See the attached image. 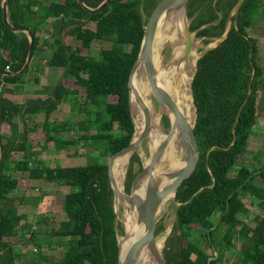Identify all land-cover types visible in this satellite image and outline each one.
I'll return each mask as SVG.
<instances>
[{
    "label": "trees",
    "instance_id": "obj_1",
    "mask_svg": "<svg viewBox=\"0 0 264 264\" xmlns=\"http://www.w3.org/2000/svg\"><path fill=\"white\" fill-rule=\"evenodd\" d=\"M104 1L83 0L91 8ZM162 1L112 0L103 11L90 13L78 0H8L10 25L26 28L34 36L32 59L42 45V36L51 32L53 55L47 66L60 71L61 76L46 99H28L20 104L4 97L3 89L22 84L30 65L20 76L0 75V141L4 150L0 161V264H19L16 252L25 239L21 229L26 215L18 213L19 202L14 203L10 196L20 189L22 179L69 188L60 213L68 228L47 235L64 239L55 243L65 253L52 264H119L117 230L121 235L124 231L119 223L116 225L109 162L101 161L99 148H104L110 159L133 140L130 75L149 18ZM3 2L0 0V71L17 72L26 62L30 40L26 33L14 32L6 23ZM237 2L188 0L191 31L206 43L222 37ZM263 6L264 0H246L228 37L202 58L200 51L195 55L197 71L192 89L196 123L192 100L191 109L199 162L175 197L179 204L177 218L163 251L167 264H219L223 244L232 246L235 241L241 264H264V164L255 169L241 166L233 174L252 142L261 115L264 65L259 63L258 41L248 30ZM91 23L95 28L88 27ZM68 39L80 45H72ZM94 43L102 44L97 56L90 53ZM63 104H69L84 118L52 120ZM40 115L42 122L37 121ZM83 144L96 150L88 154L86 165L32 164L38 149L41 153L49 149L78 150ZM122 158L112 166L117 184ZM136 164L140 166L138 172ZM142 170L138 153H133L125 181V193L131 199L148 186L143 177L131 194ZM256 179L262 186L254 183ZM245 194L258 200L262 212L253 223L246 220L252 212L243 199ZM47 210H40V225L58 222L57 216ZM162 230L159 226L155 235ZM30 241L39 247L52 246L46 235L40 239L35 232ZM203 241L217 256L202 248Z\"/></svg>",
    "mask_w": 264,
    "mask_h": 264
},
{
    "label": "bare ground",
    "instance_id": "obj_2",
    "mask_svg": "<svg viewBox=\"0 0 264 264\" xmlns=\"http://www.w3.org/2000/svg\"><path fill=\"white\" fill-rule=\"evenodd\" d=\"M189 23L187 12L184 8L179 11L176 10L163 14L157 25L152 55L159 86L167 92L176 104L186 123L189 126H193L194 116L191 109V82L196 71L195 54L199 53L202 43L201 40L195 38L192 52L186 59H182V54L186 48V30ZM133 86L138 93L132 92V111L136 125L135 139L140 136L145 127L144 109L149 111L153 126L147 139V147L150 152L149 158L143 146L137 150L143 157L145 166H150L154 154L165 141L167 135L172 132L171 140L163 156L153 167L151 174L145 176L148 185L147 188L136 198L140 203L145 202L148 187L152 180L157 197L160 200L156 214L157 222L158 216L175 199V190L174 188L172 189L175 178L170 177V175L186 169L188 147L183 140L181 126L175 112L156 101L149 86L145 67L142 62L137 69ZM165 116L169 118L172 124L169 133L165 131L166 127L164 128L163 126ZM132 154H125L122 158L121 184H119L116 190L117 201H121L122 194H125V181ZM117 206H122V203L118 202ZM118 212L119 220L124 226V232L127 231L131 236L133 234L144 233L141 205L132 204L128 212V218L123 210H119ZM168 233L166 232L161 238L156 239L153 248H150L148 245H143L135 264H160L155 254L160 255L164 251L163 248L168 238ZM121 239L123 241L124 237Z\"/></svg>",
    "mask_w": 264,
    "mask_h": 264
},
{
    "label": "rangeland",
    "instance_id": "obj_3",
    "mask_svg": "<svg viewBox=\"0 0 264 264\" xmlns=\"http://www.w3.org/2000/svg\"><path fill=\"white\" fill-rule=\"evenodd\" d=\"M189 22L191 23L190 19H189ZM88 27L95 28V24L91 23L88 25ZM248 33L250 37L255 38L258 41L259 48H260L259 63H262L264 65V9L262 10L259 16L255 17L254 26L248 30ZM50 34L51 32H48L47 34L42 36V45L36 51L33 60H31L32 62L30 65V70L24 76V79H23L25 81H23L22 84H18V85H6L3 89L4 97L12 100L13 102L19 103L20 99H23L22 96L30 92L31 88H27V86L29 85L34 86L35 83H33L32 81H34L35 78L37 79V81L39 78L43 82V88H44L43 94L45 95L47 94L48 96L51 94L54 86L56 85L57 80L61 76V72L51 70L47 66L48 61L51 59L53 55V51L51 47L52 38ZM196 38L201 40V43H202L199 49L200 55L204 50L213 49L217 47L220 43V40L217 38L210 40L209 43L205 42L206 41L205 38H198L197 36ZM68 41L72 45H77V46L80 45V42H76L74 40L72 41V39H68ZM43 42H47L46 46L43 44ZM101 48H102L101 43H94L90 53L94 56H97ZM16 94H18V96H15ZM40 118L41 119L39 121L42 122L44 120L43 116L41 115ZM83 118L84 117L80 115L79 113L75 112L69 104L61 105L59 110L56 111V113H54L51 116V119L56 120V121H65V120L76 121V120H80ZM163 126L164 128L166 127L165 131L169 133L170 127H172V124L169 121V118L167 116H165L163 120ZM251 139H252V142L248 146L246 154L240 157L236 167L233 169V174L237 173L238 168H240L241 166H247L251 169H255V168L261 167L262 164H264V97L261 102V115L258 118L257 125L253 131ZM142 146L144 147L146 155H148L147 157L149 158L150 152L147 147V140L143 143ZM37 151H40V150L38 149ZM95 151L96 150L94 149L93 145L83 144V145H80L78 150H65L60 153H58L57 151H54V152H47L44 155H35L36 159L32 160L33 162L32 164L34 167L35 166H49L51 163H58L62 167H73V166L86 165L87 160H88V157H87L88 154L95 153ZM99 151L102 154L101 161L106 162L108 160V162L110 163L112 157L108 159L109 156H108V153H106L105 149L99 148ZM136 153H138L142 161V166L144 167L145 164H144L143 157L139 154V152H136ZM135 169L138 172L140 170V166L136 164ZM254 183L257 186H262V183L258 179H256ZM119 184H121V181L118 182L117 187L119 186ZM52 185H54L55 187H58V189L56 188L57 192H56V197L53 202V205L50 206L53 209V212H54L53 214L57 216L58 222L57 223L46 222L42 226H38V229L34 228L33 224L26 226L25 232L28 235V238H27L28 240L24 241L21 244V247L17 246L16 255H17L19 264H52L55 260L60 259L65 253V251L61 247L57 246L55 243V242H58V240H64V239H61L59 237H54L53 239L52 238L50 239L47 235L51 231L64 230L68 228V223L65 221L64 218L60 217V213L64 210L63 206H64V201H65V196L69 192V188L59 187L55 184H52ZM32 188L33 189L29 191V193L31 194L35 193V194L33 195L31 199L24 202V207H27L26 210L24 209V211L27 213L37 212V208L40 204V198L42 194L44 193L43 188H40V191H35L37 190L36 186H32ZM243 199L245 200V202L247 203L248 207L250 208L252 212L251 216L246 220L248 223H253L254 218L256 216L262 215V212L260 208L258 207V200L255 197H252L251 195H246V194L243 195ZM131 200H132L131 198L126 196V193L125 194L123 193L121 201L116 202V206L118 202L122 203V206L120 207L117 206V209L118 211L123 210L127 218H128V212L132 205V203L130 202ZM178 206L179 204H177L174 199V201L170 203L167 209L160 216H158L156 227L158 228L159 226H162L163 230L156 236L157 237L156 239L161 238L163 234H165L166 232L170 233V231L173 229V226L177 218ZM118 215H119V212H118ZM118 223H119V227H121V229L125 231L122 222L119 220ZM32 230L42 235L39 238H42L43 236L46 235V240H50L49 242L52 243V246L48 247L49 245H45L44 247H39L33 244L30 241ZM124 234H122V236ZM168 235L167 237H169ZM219 238L221 239L220 235L218 239ZM201 246L210 255L217 256L214 250L211 249L205 241L202 242ZM237 253H238V242L237 241H235L232 246H228L227 244L224 243L222 247L221 257H220L221 261L219 264H241Z\"/></svg>",
    "mask_w": 264,
    "mask_h": 264
},
{
    "label": "water",
    "instance_id": "obj_4",
    "mask_svg": "<svg viewBox=\"0 0 264 264\" xmlns=\"http://www.w3.org/2000/svg\"><path fill=\"white\" fill-rule=\"evenodd\" d=\"M111 1L112 0H105L97 8H91V7L86 6L84 4L83 0H78V2L81 5H83L85 7V9L88 10L90 13H99V12L103 11L109 5V3ZM245 1L246 0H238L237 4L235 5L233 10L231 11V14L229 15V18H228L227 30L222 37L218 38L220 40V43L223 42L228 37L233 26L236 25V21L240 15L241 8H242L243 4L245 3ZM187 4H188V0H163L157 6V8L153 12L152 16L149 18V21H148L147 26L145 28V36H144V40L142 43L140 55L138 57V60L135 64V66L133 67V70H132L131 75H130V80H129L130 104H131V112H132L133 120H134V116H133V111H132V92L134 91L136 94H138V93H137L135 87L132 85V83H133L132 81L134 79L136 71L139 68L141 62L144 64L145 73L147 75L149 86H150V88L154 94L156 101L159 104H161L163 106H167L172 111H174L175 114L177 115L178 120H179V124L181 126V134H182V137H183L185 144L188 147V152H187V167H186V169L170 175V177L175 178L174 184L172 186V189L174 188V190H175V197H176V194H177V191L179 189L180 184L184 180L189 178L194 173V171L197 168L198 162H199V147H198V143H197V139H196V135H195V131H194L195 123H196V119H197V111L195 108V102H194L195 98H194V93H193V89H192V82H193L195 74H194V76L192 78V82H191V95H192L193 105L195 108V123L193 126H189L186 123V121L184 120V118H183L181 112L179 111V109L177 108L176 104L172 101V99L167 94V92L159 86L155 66L153 64L152 53H153V44H154L155 33H156L157 25H158V22H159L161 16L165 13H169L172 11H176V10L179 11L183 8L185 10H187ZM3 10H4L5 21L11 27V29L17 33L24 32L27 34V36L30 40V48H29V52H28L26 62H25L24 66L21 70H19L17 72H13V71H9V70H3V71H0V75L9 76V77L20 76L26 71V69L29 67L30 62L32 60V55H33V51H34V36H33L32 32L26 28L12 27L10 25L9 16H8V0H4ZM190 25H191V23H189L187 30H186V48L182 54V59H186L190 55V53L193 50L194 39L196 38V34L191 31ZM210 50L211 49L204 50L201 53L200 58L205 56L208 53V51H210ZM196 71H197V66H196ZM196 71H195V73H196ZM144 114H145V127H144V130L142 131V133L140 134V136L135 139V135H136V125H135V134H134L133 140L130 143V145L127 146L126 148H124L123 150H121L120 152H118L117 154H115L109 163V171L108 172H109L110 184H111V187H112L113 192H114V209H115V213H116V225H118V222H119L118 209L116 206L117 182H116L115 177L113 176V173H112V166H113V163L122 155L132 153V152L136 153L137 150L148 139V137L152 131L153 126H152L150 113L147 109H144ZM134 124H135V122H134ZM171 137H172V132H170L167 135V138L165 139V141L161 144V146L158 148V150L154 154L150 166H144L143 170L135 178V180L132 184L131 194L134 192L139 181L143 177L151 174V170L153 169V167L159 162V160L163 156V153H164L167 145L169 144ZM3 157H4V150L2 148V144L0 141V161H2ZM153 184L154 183L151 180L144 203H140L135 198H133L130 201L132 204L141 205V214H142V220L144 223V230H145L144 233L143 234L142 233L133 234V236H131L126 231L124 236H122L120 233V230L119 229L117 230L118 245H119V264H135L136 260L139 257V254L141 253L140 249L142 248L143 245H148L150 248H153L154 242L157 238L155 235L156 228H157L156 227L157 226L156 214H157V209H158L159 202H160V200L157 197L156 189L154 188ZM171 231H170V233H171ZM170 233H169V235H170ZM122 237H124L123 241L120 240ZM165 245H166V242H165ZM155 256H156V259L158 260V262L160 264H167L164 257H163V253L160 255L155 254ZM211 260L212 259H209V262Z\"/></svg>",
    "mask_w": 264,
    "mask_h": 264
},
{
    "label": "crops",
    "instance_id": "obj_5",
    "mask_svg": "<svg viewBox=\"0 0 264 264\" xmlns=\"http://www.w3.org/2000/svg\"><path fill=\"white\" fill-rule=\"evenodd\" d=\"M263 9H264V6H263ZM30 65H31V63H30ZM34 68H36V67H34ZM32 82L35 83L34 86L33 85L27 86V88H31L30 92L28 94H25V95L22 96L23 99H20V101H19L20 104L21 103H25L28 99H38V98L46 99L48 97L47 94L46 95L43 94V91H44L43 82L39 78H38V81L35 78V80L32 81ZM15 96H18V94H16ZM25 96H26V98H25ZM40 117H41V115L39 117H37V121L38 122H40L39 121L41 119ZM54 151H56V150L49 149V150H47L45 152H42V153L40 151H35V153H36V155H44L47 152H54ZM57 152L60 153L62 151H57ZM32 186H36L37 187V190H35V191H40V188H43L44 193L42 194V196L40 198V204H39V206L37 208V212H35V213H27V212L24 211V209L26 210V208H27V207H24V202H26L29 199H31L33 197V195L35 194V193H32V194L29 193V191H31L33 189ZM56 188L58 189V187H55L52 184L51 185L48 184V185L43 186V185L39 184V182H36V181L32 182L31 180L22 179V180H20V189L17 190L15 193L11 194L10 199L14 203L15 202H19L18 213L26 215V219L24 221L25 224L22 225V229H21L22 234L25 235V239L22 240V243L24 241L28 240L27 239L28 235L25 232L26 226H29V225L33 224L34 228H37V229H38V226H42V225L39 224V220L42 217L40 215V210H42L44 207H47V209L49 208V210H47V211H49L51 213H54L53 209L52 208L50 209V206L53 205V202L55 200L56 192H57ZM36 194H38V193H36ZM33 232H35V231L32 230L31 234ZM35 233H38V232H35ZM40 236H42V235L39 234V237ZM21 244H19L18 246L21 247ZM62 257L60 259H58V260H61ZM16 258H17V255H16ZM17 260H18V258H17ZM58 260H55V261H58Z\"/></svg>",
    "mask_w": 264,
    "mask_h": 264
}]
</instances>
